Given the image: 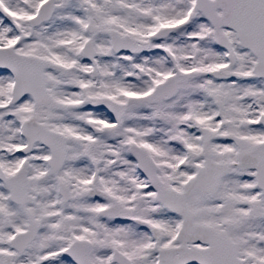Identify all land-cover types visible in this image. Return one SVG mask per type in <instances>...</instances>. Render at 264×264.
<instances>
[{"label": "snow or ice", "instance_id": "snow-or-ice-1", "mask_svg": "<svg viewBox=\"0 0 264 264\" xmlns=\"http://www.w3.org/2000/svg\"><path fill=\"white\" fill-rule=\"evenodd\" d=\"M0 264H264V0H0Z\"/></svg>", "mask_w": 264, "mask_h": 264}]
</instances>
